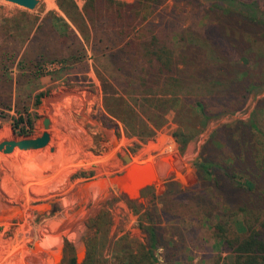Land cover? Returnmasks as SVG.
Here are the masks:
<instances>
[{"label": "trees", "instance_id": "obj_1", "mask_svg": "<svg viewBox=\"0 0 264 264\" xmlns=\"http://www.w3.org/2000/svg\"><path fill=\"white\" fill-rule=\"evenodd\" d=\"M167 1L85 0L80 8L74 0H56L60 12L50 10L42 19L35 16L30 21L17 19L15 29L25 31L23 42L29 40L25 53L34 54L31 66L23 61L18 65L20 75L39 80L45 75L43 62L59 63L58 72L83 74L91 57L101 83L102 124L143 143L156 136L173 112L177 126L172 136L185 151L211 120L236 107L234 89L242 86L237 96L245 100L258 86V81L244 85L241 80L250 72L246 66L250 48L264 49L258 34L264 37V9L259 0H171L169 8ZM209 12L214 17L203 18ZM21 15L26 17L27 12ZM42 32L45 43L39 46ZM207 52L212 57L208 62ZM9 53L6 49L0 53L5 72ZM44 95L43 91L34 95V108ZM4 107L11 109L8 103ZM15 111L19 115L11 118L13 132L30 135L38 114ZM182 118L192 123L185 124ZM255 144L258 152L253 154ZM262 150L264 128L258 120L233 119L206 134L199 149L201 160L193 163L203 196H208L205 189L210 186L221 197L210 231L220 251L227 253L218 264H264ZM143 229L146 252L140 256L121 249L122 264H141L142 259L157 263L154 250L162 240L154 225ZM177 247L174 242L171 262ZM70 264H76L73 258Z\"/></svg>", "mask_w": 264, "mask_h": 264}, {"label": "rangeland", "instance_id": "obj_2", "mask_svg": "<svg viewBox=\"0 0 264 264\" xmlns=\"http://www.w3.org/2000/svg\"><path fill=\"white\" fill-rule=\"evenodd\" d=\"M74 1L81 8L85 0ZM259 2L264 9V0ZM167 5L169 8L172 1L168 0ZM50 10L60 12L56 0H38L32 10L0 0V53L2 49L10 52L5 57L9 68L6 72L0 68V104H3L0 105V142L39 136L44 130L42 119H50V140L45 147L0 151V201L19 205L22 214L21 220L0 222V264H70L81 249L85 256L80 264H122L121 249L128 248L140 256L146 252L147 235L143 227L149 225L156 227L162 240V245L154 250L158 258L155 264H218L227 253L220 251L210 231L221 197L210 186L205 189L208 196H203L193 163L201 160L200 146L206 134L218 124L233 119L248 121L253 116L264 128V49L250 48L246 55L250 72L241 80L244 85L258 81V86L245 100L237 96L242 86L234 89L236 107L233 105L229 113L211 120L194 145H189V160L173 181H157L142 194V202L131 201L133 205L126 196L116 193L104 203L96 204L69 192L78 181L122 169L123 153H129L134 160L152 161L162 153L177 151L178 143L172 136L177 126L175 114L167 115L166 125L154 138L139 143L136 138L126 137L122 130L118 133L114 127L102 124L101 83L91 57L83 74L58 72V68L47 67L50 62H43L45 75L39 80L20 75L18 65L23 61L27 67L31 66L34 54L25 53L29 40L23 42L25 31L16 30L14 23L17 19L30 21L35 16L42 19ZM22 11L27 12L26 17L21 15ZM209 17L213 18L214 14L203 16ZM258 34L264 45L262 33ZM38 38L37 44L43 45V32ZM15 51L17 54L11 55ZM204 57L207 62L212 60L208 52ZM39 91L46 95L39 107L34 108V95ZM7 103L10 110L4 107ZM24 109L36 112L38 117L33 132L19 136L13 133L11 118L19 115L15 110ZM182 119L185 124L192 123ZM256 151L255 144L253 154ZM48 200L49 208L35 209ZM174 242L179 247L175 248L178 253L171 262ZM146 262L142 259L141 264Z\"/></svg>", "mask_w": 264, "mask_h": 264}, {"label": "water", "instance_id": "obj_3", "mask_svg": "<svg viewBox=\"0 0 264 264\" xmlns=\"http://www.w3.org/2000/svg\"><path fill=\"white\" fill-rule=\"evenodd\" d=\"M26 9L32 10L36 7L38 0H6ZM44 130L39 136L27 138H12L0 142V151L10 153L15 148L21 150H34L45 147L50 140V119L44 117L42 121ZM14 133V132H13ZM185 151L162 153L152 161L134 160L129 153H123V168L109 176H97L90 179L78 181L69 194L82 199L92 200L96 204H102L111 199L114 194L126 196L130 201L142 202V193L157 181L168 180L179 173L184 163L189 160L188 147ZM51 201L48 200L35 207L36 210L49 208ZM21 220L22 214L19 205L0 201V221ZM85 256L84 249L76 254V264H80Z\"/></svg>", "mask_w": 264, "mask_h": 264}, {"label": "built area", "instance_id": "obj_4", "mask_svg": "<svg viewBox=\"0 0 264 264\" xmlns=\"http://www.w3.org/2000/svg\"><path fill=\"white\" fill-rule=\"evenodd\" d=\"M47 67H49V68H59L60 64L57 63V62H53V63L47 64Z\"/></svg>", "mask_w": 264, "mask_h": 264}, {"label": "crops", "instance_id": "obj_5", "mask_svg": "<svg viewBox=\"0 0 264 264\" xmlns=\"http://www.w3.org/2000/svg\"><path fill=\"white\" fill-rule=\"evenodd\" d=\"M42 121H43V119H42ZM121 170V169H120ZM119 171V170H118ZM118 171H116V172H118ZM116 172H114V173H116ZM113 174V173H112ZM109 175H111V174H109ZM109 175H107V176H109ZM75 263H76V260H75Z\"/></svg>", "mask_w": 264, "mask_h": 264}, {"label": "bare ground", "instance_id": "obj_6", "mask_svg": "<svg viewBox=\"0 0 264 264\" xmlns=\"http://www.w3.org/2000/svg\"><path fill=\"white\" fill-rule=\"evenodd\" d=\"M0 222H3V221H0ZM79 248H80V247H79ZM79 248H78V249H79Z\"/></svg>", "mask_w": 264, "mask_h": 264}]
</instances>
